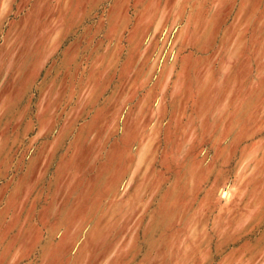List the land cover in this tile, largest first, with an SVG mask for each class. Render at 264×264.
<instances>
[{"label": "rangeland", "instance_id": "374dc122", "mask_svg": "<svg viewBox=\"0 0 264 264\" xmlns=\"http://www.w3.org/2000/svg\"><path fill=\"white\" fill-rule=\"evenodd\" d=\"M0 264H264V0H0Z\"/></svg>", "mask_w": 264, "mask_h": 264}]
</instances>
